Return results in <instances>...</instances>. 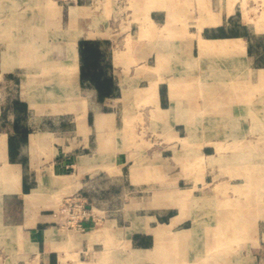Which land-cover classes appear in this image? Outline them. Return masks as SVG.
I'll return each mask as SVG.
<instances>
[{"label":"crops","instance_id":"1","mask_svg":"<svg viewBox=\"0 0 264 264\" xmlns=\"http://www.w3.org/2000/svg\"><path fill=\"white\" fill-rule=\"evenodd\" d=\"M131 1L122 17L125 0H0L16 10L0 20V90L15 92L0 97V264H264L247 242L264 219V131L242 126L264 123V63L247 23L178 35L170 27L192 0ZM80 40L101 43L110 95L81 78ZM234 55L258 83L225 79L217 97L189 77L206 73L194 59L219 57L231 74ZM213 122L227 129H201ZM212 143L223 144L222 183L237 198L211 193L213 167L199 160L218 152ZM70 198L97 223L63 226Z\"/></svg>","mask_w":264,"mask_h":264},{"label":"rangeland","instance_id":"2","mask_svg":"<svg viewBox=\"0 0 264 264\" xmlns=\"http://www.w3.org/2000/svg\"><path fill=\"white\" fill-rule=\"evenodd\" d=\"M57 2H64L65 0H56ZM164 1V0H163ZM14 3V1H13ZM193 9L192 10H186L183 12L184 18L178 19L176 21V24H172L170 29L175 31L178 35H187L188 33H195L193 36L197 34L195 31L198 30L202 24L209 23H221L224 24L226 19L231 18L230 23L233 25L232 31L240 32L239 30V22L241 20L247 23L248 26V33L251 35L252 39V49L255 53L258 55V63H264V0H192ZM103 6L107 7L108 9L112 7L111 2L104 1L102 3ZM114 6L119 5L116 3ZM191 6V4H190ZM120 15L124 17L126 14L132 12L131 8H133L132 1L130 2L125 0V3H122L120 5ZM8 18H15L16 17V10H0V20ZM170 17V14H169ZM111 18V15H110ZM171 19L167 21V24L164 25L167 26L169 29ZM235 25V27H234ZM119 29L121 32V35L124 33H128L131 27H120L116 28ZM137 27H132V33H135L137 31ZM166 29V28H165ZM186 32V34H182ZM169 33V32H168ZM223 34V32H222ZM184 37V36H183ZM224 42L225 40H217V41H205V44L212 46L216 49H223L224 48ZM235 56V57H234ZM232 59V73L224 74V66L227 65V59L223 57H219L216 59V64H208L206 62L194 59L191 62V66L194 67V70L204 69L206 70V73L204 75L194 74L189 76L195 78H200L204 82H209L210 87L215 89V93L217 97H221L224 94L223 91V81L231 80L232 85L239 88L240 84L247 83L248 85H251V83H258L255 80V75H251L250 70L249 72L245 73L242 69L239 68L240 66V59L238 55H234ZM209 72V74H207ZM247 79V81H246ZM212 91V90H211ZM14 90H7L2 91L0 90V97H9L12 98L14 96ZM256 91H253V95H255ZM209 94H211L209 92ZM212 95V94H211ZM221 95V96H220ZM41 98L49 100L48 95H43ZM218 99V98H216ZM48 109V107H46ZM205 128H201L206 131H216L222 132L225 131L226 124L223 123H203L202 124ZM240 125V124H239ZM246 126L249 130L252 131H264V123H247L242 124V126ZM227 129V127H226ZM239 129V128H238ZM208 141V140H200V142ZM214 141H220V139H211L210 142ZM230 141V140H227ZM212 145L216 146V150L218 151L213 156L210 155H202L199 162L206 165L213 167L212 170H210V177H213L212 186L213 190L211 193H218L222 194V192L227 190L226 194H230L232 198H237L240 193L237 190H234L233 188L227 189L229 187H226L223 185V180H228V177L231 175V172L229 169L225 168V166L228 167L227 164L224 163V154H220V150L222 151L223 144H215L212 143ZM188 157L190 154L188 153ZM185 156V157H187ZM190 159V158H189ZM264 162V156L262 158ZM215 168V169H214ZM208 173V172H207ZM229 181V180H228ZM232 183H238L239 179H231ZM230 190V191H229ZM204 191H207V188L204 189ZM262 197L264 198V187L262 188ZM207 194V192L205 193ZM225 194V193H224ZM251 193L248 191V195ZM259 233L255 236H248L247 242L249 244H256L258 246V258L261 257L262 261L264 262V219L262 221V224L259 228Z\"/></svg>","mask_w":264,"mask_h":264},{"label":"trees","instance_id":"3","mask_svg":"<svg viewBox=\"0 0 264 264\" xmlns=\"http://www.w3.org/2000/svg\"><path fill=\"white\" fill-rule=\"evenodd\" d=\"M78 49L81 78L89 79L94 83L100 96L110 95L112 84L104 74L109 63L105 61V53L101 49V43L96 40H80Z\"/></svg>","mask_w":264,"mask_h":264},{"label":"built area","instance_id":"4","mask_svg":"<svg viewBox=\"0 0 264 264\" xmlns=\"http://www.w3.org/2000/svg\"><path fill=\"white\" fill-rule=\"evenodd\" d=\"M58 213L64 216L63 226L85 230L86 223H97L94 211L80 199L70 198L65 200L58 208Z\"/></svg>","mask_w":264,"mask_h":264}]
</instances>
